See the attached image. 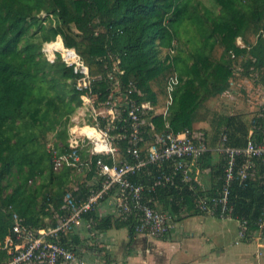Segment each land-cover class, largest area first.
<instances>
[{"label": "trees", "instance_id": "1", "mask_svg": "<svg viewBox=\"0 0 264 264\" xmlns=\"http://www.w3.org/2000/svg\"><path fill=\"white\" fill-rule=\"evenodd\" d=\"M60 34L66 46L81 54L91 74L101 76L94 90L103 95L111 68L108 53L118 58L123 83L133 84L142 93L133 96L154 106L147 119L158 130L163 128L160 110L167 104V86L175 72L179 84L170 123L177 133L192 131L205 103L231 87L237 70L264 86V0H208V4L203 0H0V264L10 256L5 241L13 234L11 216L3 209L12 206L25 224L46 228L44 218L60 213L64 196L72 192L70 177L77 170L54 172L47 151L52 142L48 136L55 129L61 131L53 138L67 142L70 116L81 104L82 91L76 88L73 69L61 62L49 64L43 53L44 43ZM239 37L245 47L237 44ZM174 40L175 55L162 59L160 48L167 49ZM215 127L217 144L223 135L232 147L246 146L250 137L264 140V118L248 123L237 116H221ZM150 144L147 139L144 147ZM124 149L122 143L118 159ZM105 161L110 163L111 157ZM221 161L220 180L213 191L202 192L196 181L190 189L177 177L173 185L153 193L154 201L176 211L190 204L201 213L194 199L217 195L224 179ZM263 174L259 166L255 178L232 185L235 216L246 218L250 229L257 228L264 206ZM97 221L99 228L110 224V218ZM125 223L134 234L132 223Z\"/></svg>", "mask_w": 264, "mask_h": 264}, {"label": "built area", "instance_id": "2", "mask_svg": "<svg viewBox=\"0 0 264 264\" xmlns=\"http://www.w3.org/2000/svg\"><path fill=\"white\" fill-rule=\"evenodd\" d=\"M113 35L109 29L108 36ZM61 39V49L54 46L48 54L45 48L47 60L50 64L61 62L72 68L77 75L76 88L82 94L80 106L70 116L67 142L49 146L52 168L56 173L73 168L81 175H91V187L84 200L68 192L56 225L49 228L25 224L12 206L4 208V212L11 216L13 234L5 243L10 256L1 264L76 261V251L65 245L62 238L81 226L85 216L94 212L98 204L111 195L115 198L116 217L123 222H131L135 234L166 237L171 228L170 216L155 207L153 193L159 187L173 185L177 177L193 189L196 160L211 150L204 135H195L191 130L177 133L171 126L170 107L179 84L177 72L168 82L169 97L166 106L160 110L163 128L158 130L155 123L147 119L155 111L154 106L150 101L133 96L134 93L142 95L133 84L123 83L121 76L124 71L119 68L118 58L108 53L111 68L103 95L102 91L94 90L101 76L92 75L76 48L66 46L62 36ZM237 44L246 46L240 37ZM177 46L178 42L174 40L166 49V56L173 57ZM255 117L264 118V107ZM147 139L151 144L145 148ZM122 143H125L124 155L118 159ZM216 151L224 160L223 183L217 195L197 196L195 206L205 215L237 219L239 239L246 240L251 230L249 222L235 216L231 190L235 181L242 183L249 177L255 178L258 167L264 168V140L257 142L250 137L246 146L232 147L226 144V136L223 135ZM105 157H111V162L105 161ZM141 175L147 178L146 181L134 180ZM260 182L264 186V174ZM256 224L255 233L258 232L260 237L264 233V206Z\"/></svg>", "mask_w": 264, "mask_h": 264}, {"label": "crops", "instance_id": "3", "mask_svg": "<svg viewBox=\"0 0 264 264\" xmlns=\"http://www.w3.org/2000/svg\"><path fill=\"white\" fill-rule=\"evenodd\" d=\"M242 82L251 92L249 80L243 79ZM255 86L264 90L262 85ZM232 89L231 86L223 94L209 99L199 119L193 123L192 132L204 135L211 148L203 161L196 160L193 168L197 187L204 193L213 191L220 180L222 157L216 151L218 144L215 137L218 118L237 116L251 123L257 114L255 110L259 102H254L252 98L248 107ZM60 131L55 129L48 136L52 142L47 144V151L53 143L63 142L53 138L54 133ZM91 181L90 175L74 172L69 184L72 193L79 200H84ZM40 182V179L37 180V184ZM50 191L53 189L50 188ZM114 201L113 195L101 201L92 214L85 216L81 226L62 238L67 240L65 244L71 245L76 251L78 258L61 264H264V233L258 237V232L251 229L249 237L240 240L239 221L235 218L197 213L190 204L176 211L168 208L161 200H156L155 207L169 214L171 228L166 237L155 238L146 234H132L128 225L116 217ZM58 214V211H54L52 218H44L46 228L56 225ZM109 218L110 224L98 227L97 220Z\"/></svg>", "mask_w": 264, "mask_h": 264}, {"label": "rangeland", "instance_id": "4", "mask_svg": "<svg viewBox=\"0 0 264 264\" xmlns=\"http://www.w3.org/2000/svg\"><path fill=\"white\" fill-rule=\"evenodd\" d=\"M203 2L208 4V0H203ZM43 16H46V14L43 13L42 17ZM47 25H48V27L51 26L49 21H47ZM52 41H54V38L48 42L49 43L47 46L48 48H50V43ZM182 41H184V39ZM47 47H46V43H44L43 53H44L46 59H47V55H46L44 50L46 48V51H47ZM159 51H160L159 52L160 57L162 59H164L166 57L167 50L160 48ZM47 62H48V60H47ZM232 79H233V83L231 84V86L233 87L232 90H234L235 93L238 94V97L240 99L244 100V104L246 106L251 105L249 100L251 101L252 98H254V102H259L256 104L257 109L255 110L256 113H259L262 110V108L264 107V90L255 86V84H257V83L255 82L253 77L245 76L243 74V71H241V69H239L238 71L235 72ZM243 79H245L247 81L249 80V82L251 83V87H252L251 92H248V88L246 87L245 83L242 82ZM242 90H244V92H242Z\"/></svg>", "mask_w": 264, "mask_h": 264}, {"label": "bare ground", "instance_id": "5", "mask_svg": "<svg viewBox=\"0 0 264 264\" xmlns=\"http://www.w3.org/2000/svg\"><path fill=\"white\" fill-rule=\"evenodd\" d=\"M54 46L57 47V48H59V49L62 48V39H61V36H58L56 40H54L52 43H50V48L51 49L47 47L48 54H51L52 48Z\"/></svg>", "mask_w": 264, "mask_h": 264}]
</instances>
